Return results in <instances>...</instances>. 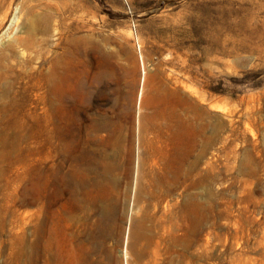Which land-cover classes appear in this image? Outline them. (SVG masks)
Wrapping results in <instances>:
<instances>
[{
    "label": "rangeland",
    "instance_id": "obj_1",
    "mask_svg": "<svg viewBox=\"0 0 264 264\" xmlns=\"http://www.w3.org/2000/svg\"><path fill=\"white\" fill-rule=\"evenodd\" d=\"M0 264H264V0H0Z\"/></svg>",
    "mask_w": 264,
    "mask_h": 264
},
{
    "label": "bare ground",
    "instance_id": "obj_2",
    "mask_svg": "<svg viewBox=\"0 0 264 264\" xmlns=\"http://www.w3.org/2000/svg\"><path fill=\"white\" fill-rule=\"evenodd\" d=\"M108 70H109V67L106 65L105 70H104V73L108 72ZM123 253H125V250H123ZM30 255H31V251H30V246H29V254H28L29 259H30Z\"/></svg>",
    "mask_w": 264,
    "mask_h": 264
}]
</instances>
